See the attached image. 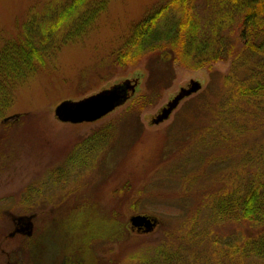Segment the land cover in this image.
Masks as SVG:
<instances>
[{"label":"rangeland","instance_id":"374dc122","mask_svg":"<svg viewBox=\"0 0 264 264\" xmlns=\"http://www.w3.org/2000/svg\"><path fill=\"white\" fill-rule=\"evenodd\" d=\"M46 1L0 0V47L18 36L29 11H41ZM168 1L114 0L83 39L63 47L18 88L8 118L12 125L0 127V264L35 262L41 253L36 238L44 240L45 264H53L57 254L59 259L72 256L76 243L88 238L92 246L84 252L86 264H153L159 249L179 260L176 264H264L215 256L214 242L233 248L260 231L247 221H220L213 208L222 195L238 192L240 198L251 182L264 183V95L228 101L226 80L236 57L215 64L212 71L170 69L166 58L159 62L157 56L136 67L113 65V54L133 26ZM204 4L197 3L202 25L210 18ZM173 18L162 20L158 28L163 30ZM253 60L248 55L239 59L233 83L251 84L248 73L264 82V67L256 70ZM139 73L145 79L135 99L102 120L71 124L57 118L63 102H79L135 80ZM155 74H163L157 91ZM193 82L201 83V90L182 99L169 119L153 124ZM144 94L149 95L147 104L138 105ZM107 127L112 128L108 143L94 144L93 150L84 146V162L71 158L80 154L84 140ZM68 162L66 172L55 176ZM126 182L131 193L124 204L122 194L115 192ZM133 204L137 211L129 208ZM76 206H83L81 213L70 210ZM38 212L42 220L35 217ZM136 214L157 220L153 233L132 230L129 220ZM28 218L34 241L22 235L9 238L16 229L30 231Z\"/></svg>","mask_w":264,"mask_h":264},{"label":"trees","instance_id":"16d2710c","mask_svg":"<svg viewBox=\"0 0 264 264\" xmlns=\"http://www.w3.org/2000/svg\"><path fill=\"white\" fill-rule=\"evenodd\" d=\"M113 1L47 0L41 11L36 8L29 11L21 33L5 40L0 47V127L12 125L8 118L15 105L18 88L47 67L63 47L83 39L107 12ZM198 1L169 0L134 25L131 36L123 47L113 54V65L121 68L136 67L147 57L157 56L158 60L159 57H165V63L170 69L177 66L192 71H212L215 64L228 62L232 57H236L232 68L234 71L226 80V84L230 86L229 95L232 97L228 101L251 100L263 96L264 82L256 81L254 73H248L247 76L252 81L251 84H246L247 80L237 83L232 80L235 78L233 72L239 70L238 61L242 56L248 55L249 60L254 58L256 70L257 65L264 67V0H205L204 5L210 14L206 25H202L198 18ZM170 16L174 17L173 22H169L166 28L160 30L159 23ZM237 46H241L238 52L235 49ZM152 69L150 66L149 70ZM161 75H154L155 91L158 87L162 88ZM245 77L243 75V78ZM134 79L138 80V84L130 101L137 96L145 75L139 73ZM148 96L141 95L137 101L138 105L147 104ZM111 132L112 128L107 127L84 140L79 145L80 154L71 158L75 159V162L86 161V158H83L86 148L90 146V150H93L94 144L108 143ZM71 158L69 162L72 161ZM69 162L55 171V176H62L66 172L63 168H67ZM118 193L122 194L125 204L127 193H131L130 184L126 182L120 186L115 194ZM237 194L238 192H235L233 195H222L214 199L213 208L217 219L247 221L257 226L260 231L247 239L243 245H235L233 248L218 244L220 241L214 242L215 256H218L217 259L224 256L236 260L247 257L253 261L264 262V183L251 182L244 196L239 198ZM129 208L137 211L135 204ZM158 252L159 256H156L153 264L179 263V260L171 257L172 254L166 250L159 249Z\"/></svg>","mask_w":264,"mask_h":264},{"label":"water","instance_id":"95a60500","mask_svg":"<svg viewBox=\"0 0 264 264\" xmlns=\"http://www.w3.org/2000/svg\"><path fill=\"white\" fill-rule=\"evenodd\" d=\"M138 80H128L117 83L115 86L103 92L87 97L79 102L65 101L56 109V116L61 122L71 124L94 123L110 115L117 108L124 105L131 95L136 92ZM202 84L193 82L192 87L184 95L173 99L163 110L161 116L154 119V123H160L169 119L172 112L178 108L182 99L199 92ZM156 120V121H155ZM152 121V122H153ZM157 225V220L148 215H134L130 218V226L139 232L142 229L145 234L152 233Z\"/></svg>","mask_w":264,"mask_h":264},{"label":"flooded vegetation","instance_id":"af4514ba","mask_svg":"<svg viewBox=\"0 0 264 264\" xmlns=\"http://www.w3.org/2000/svg\"><path fill=\"white\" fill-rule=\"evenodd\" d=\"M82 207L83 206H80V208H78V206H76L70 210H74L78 213H81ZM38 214H39V212L36 214L35 217L38 218V220H42V218H43L42 214L41 215H38ZM28 222L30 225V231L29 232L24 233V232H21L19 229H16L13 232L9 233V238L15 239L16 236H18V235H22L23 237H26V238L29 237L30 238L33 235L34 226H33V222H32L31 218H28ZM77 226L80 227V225H77ZM77 229L78 230H76V231L82 230L81 228H77ZM144 230L145 229H142V230H140V232L137 230H133V231H135L136 233H139V234H143ZM29 241H31V238L29 239ZM32 241H34V240H32ZM43 241H44L43 238H36V240L34 242H35V244H37L39 246L41 253H39L38 258L37 257L34 258L35 262H33L32 260L31 261H24L26 264H45V262L43 260L42 251H41V250H43V248L41 249ZM76 244L79 247L77 248L76 252H72L73 253L72 256L66 255L63 259H59L58 256H60V255L57 254V256L53 259V264H86L88 261L85 258L84 252L87 249H90V247L92 246V240L88 238V239H85L82 243L78 242ZM100 261L103 262V260H101V259H100ZM96 262H97V260H96Z\"/></svg>","mask_w":264,"mask_h":264}]
</instances>
